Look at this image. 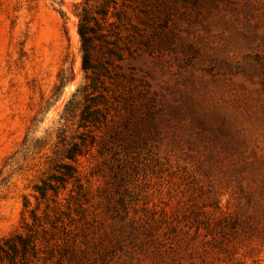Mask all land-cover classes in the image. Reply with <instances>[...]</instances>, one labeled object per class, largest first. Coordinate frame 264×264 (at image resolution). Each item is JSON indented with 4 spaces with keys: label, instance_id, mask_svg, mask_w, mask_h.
Wrapping results in <instances>:
<instances>
[{
    "label": "rangeland",
    "instance_id": "rangeland-1",
    "mask_svg": "<svg viewBox=\"0 0 264 264\" xmlns=\"http://www.w3.org/2000/svg\"><path fill=\"white\" fill-rule=\"evenodd\" d=\"M237 263L264 264V0H0V264Z\"/></svg>",
    "mask_w": 264,
    "mask_h": 264
},
{
    "label": "trees",
    "instance_id": "trees-1",
    "mask_svg": "<svg viewBox=\"0 0 264 264\" xmlns=\"http://www.w3.org/2000/svg\"><path fill=\"white\" fill-rule=\"evenodd\" d=\"M87 15L83 14L78 24V34L81 40V50H82V69L86 72L90 70L95 76L97 64L93 62L91 55V35L89 32H93L92 28L87 25ZM96 78L92 79V82ZM87 116V115H86ZM69 174V173H68ZM240 264V263H237Z\"/></svg>",
    "mask_w": 264,
    "mask_h": 264
}]
</instances>
